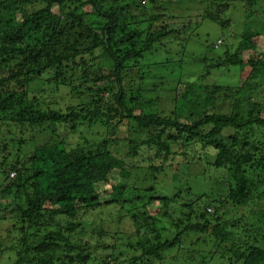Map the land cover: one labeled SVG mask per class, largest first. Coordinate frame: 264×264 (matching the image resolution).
<instances>
[{"label": "trees", "instance_id": "obj_1", "mask_svg": "<svg viewBox=\"0 0 264 264\" xmlns=\"http://www.w3.org/2000/svg\"><path fill=\"white\" fill-rule=\"evenodd\" d=\"M240 1L0 0V176L12 195L4 198L1 187L0 203L16 202L0 206L11 238L0 251L15 255L12 264H169L170 249L206 234L228 244V264H264V0ZM242 7L249 25L236 46L200 36L205 22L227 29L225 16ZM183 9L185 17L163 19V10ZM174 42L180 69L187 47L201 42L203 52L193 53L201 55L200 79L234 69L243 84L184 82L181 72L165 90L167 57L153 64L147 57L158 60ZM54 94H64L65 107ZM162 101L173 104L169 114ZM84 133L91 138L69 144L70 134ZM182 165L186 180L178 181ZM201 165L212 170L207 177ZM197 178L211 191L196 190ZM125 206L142 226L132 257L104 225L91 232L100 237L95 246L86 239L91 216ZM162 218L174 224L169 239L160 234L171 231Z\"/></svg>", "mask_w": 264, "mask_h": 264}, {"label": "rangeland", "instance_id": "obj_2", "mask_svg": "<svg viewBox=\"0 0 264 264\" xmlns=\"http://www.w3.org/2000/svg\"><path fill=\"white\" fill-rule=\"evenodd\" d=\"M159 1L165 2V0H159ZM174 1H177V0H174ZM239 2H241V1L240 0H231V4H233V6L235 4H238ZM146 5L149 6L148 4H146ZM188 6L189 5H184L183 7H188ZM238 7H240V5ZM163 12H164V18L163 19L170 17V15L171 16H177V17H182L184 15H188V12L185 9L180 10V13L183 15H181L180 13H175L173 11H167L166 12L163 10ZM197 12H200V13H197ZM197 12H195L196 15L201 14L203 12V7L201 8L198 5ZM248 13H249V11L244 10L243 7L240 9L232 8L229 11L228 15L225 16L226 20L229 19L231 21V23L228 25L227 29L223 30L220 26H218L216 24H210L208 22H205L203 25L202 31H200V36H202V35L204 37L207 36L208 39L210 38L212 42L215 41V43L219 44L220 46L223 43H225L224 39L231 38L230 39L231 43L236 46L238 43V40L240 39V35L244 32V30L249 25L247 20L245 19V17H247ZM201 21H202L201 18H198V19L194 18L193 23H195V22L198 23ZM179 23L180 22L178 21L177 24H179ZM252 25L254 26V24H252ZM263 27H264V25H263ZM258 29L261 30L260 25L258 26ZM236 37H238V39H235ZM258 42H259L258 51L264 52V35H263V33L261 35V38H259ZM200 43H198V42H195V44L191 43L187 47V51L185 50V52L183 53L184 58H186V60L188 62L187 69H180L181 63L179 62V59L181 56L177 57L176 55H174V53L180 52V51H177L174 49L175 46L178 44L177 42L166 43L163 50L161 51V55L158 58V60L153 55H149L147 57V59L150 60L152 62V64L155 62H158V61H162L164 57H167L169 64H167L162 70H160L161 72H163L164 75L168 74V76H167L168 78L164 80V89L165 90L168 89L167 84L173 85V83L175 82L176 77H177L176 74H178L180 78H183V77H181V72H183L184 77H185V78H183L184 82L190 81L191 83H197V84L202 83L203 85H206V86L208 84H210V85L221 84V85H230V86H232V85L241 86L244 82V78H241L240 72H238L237 70H234V69L231 71H228V72L225 71V69H221L219 71H218V69H216V70H213L208 75L207 78H205V79L203 78V80L200 79L201 75L203 74L202 65L198 64L199 61H195V59H200L201 55L199 57L193 56L194 51L199 50V51L203 52V50L200 49V48H202L201 47L202 45H200ZM203 44H205V42ZM180 49H181V45H180ZM220 49H221V47L218 50H220ZM169 51H172V54H171V52L169 53ZM250 56H252V54H250V53L246 54V58H249ZM173 73H176V74H173ZM183 87H184L183 84L178 85L177 91H179V92L182 91ZM165 94H166V91H165ZM165 94L160 93V95L164 96V97L167 95V94L166 95ZM62 95H64V94H57V95L54 94L53 97L54 98L57 97L59 106L65 107L66 102L62 101V99H61ZM152 96H153V98H155V95H152ZM105 97L108 99L107 95H105ZM163 101L161 102V105H162L163 109L167 108V111L169 114V111L173 110V108H172L173 104H169V106H167L165 104V102H163ZM43 102L45 103L46 101L43 100ZM42 106H44V105H42ZM17 134H18L17 138H19L20 136H23V138L29 140L31 137V133H25L22 135L19 132ZM85 135L87 136V134H85V133L82 135L70 134L68 137L69 141H70L69 144L72 147H75L78 144L84 143L82 136H85ZM87 137L91 138V135L88 134ZM29 146L30 147H28L24 150L26 153L33 150L31 144ZM14 148L16 150L18 149L17 146ZM11 151L14 153L13 147H11ZM19 155H20L21 159L24 158V154H19ZM0 161H1V159H0ZM186 167H187L186 165H182L178 168V171H177L178 172V174H177L178 175V178H177L178 181L186 180V178H184L186 175ZM1 168L2 167L0 165V169ZM201 168H202V170H204L206 172V177L212 172V170H209L207 168V166L201 165ZM2 170H3V168H2ZM195 171H196V169H194V172ZM176 173H174V171H172V173L170 172L169 174H166V176L167 175L175 176ZM174 179H175V177H174ZM168 181L171 182L170 179H168ZM207 181L209 182L208 179H207ZM130 183H136L137 186L145 185V183H142L141 180L137 181V180H135V178L132 179ZM1 185H2V179L0 176V188L2 187V189H1L2 196L4 198H10L12 196L11 193H8L5 190V188ZM194 187L196 188V190L206 191L204 193H208V191H209L208 184L201 178H197V181H196V184ZM160 189H162V186H160ZM210 191H211V189H210ZM1 201L2 202L0 203L1 204L0 206H10V205L16 206L15 205L16 202L13 201V199H8L7 201L1 199ZM207 203H208L207 200H203L202 202L199 203V207L203 208V207H205V205ZM131 209H132V206L131 207L127 206L126 209H124V210L120 209L117 212L116 211H112V212L106 211L105 214L103 215L102 219L99 218V220H95V219L91 218V217H97L96 215L91 216L90 217V219L92 220L91 224L86 225V230H87V232H89V236L86 239L88 241H90L95 246L97 240H99L100 237H96V236L92 237L94 234H92L91 232H92V230H94L96 232L101 227V225H104V227H107V229L114 230V231L118 232L117 237L115 239L117 249L119 251H124L125 253H127L129 255V257H132L134 254L130 250V248H131L132 242H135L136 239H138L140 237L139 230H141L142 226L140 224V226L138 228H136L134 226L133 221L131 219H128V217H126V215L129 214L128 211ZM244 212H245L244 207H242L238 210L236 215L241 216ZM151 213L154 214V212H152V211H151ZM118 218H120L121 220L115 221ZM146 218H147V216L144 219H146ZM162 219L165 220V225L167 227H169L171 231H169V232L164 231V232H161L160 234L163 235L164 239H169L171 237L172 233H174V231H175L174 224L170 219H168V220H166V218H162ZM114 221H115V223H114ZM4 224H7V223L4 222L3 224H0V242H3L4 246H7L6 245L7 241L8 240L10 241L11 238L9 237V232L6 231V226ZM160 228H162V227H160ZM15 233H16L15 234L16 239L20 238L19 232H15ZM146 233L149 237H152V238L156 237V232H154L153 230H147ZM173 236H174V234L172 235V237ZM244 237H246L248 239L247 235ZM196 240H197V237L190 238L189 241H186L183 244L182 247H184V248L181 250L177 249V247L170 249L168 251L169 256L167 258V259L171 260L169 264H202L203 263L202 257H205L204 262H206L203 264H228L229 263V259H228L229 258V251L227 249H225V246H226V248L228 246L227 243L222 244L221 246L218 244V246H217V245H215V242L213 241V237H211V235H209V234L200 236L199 241H197V242H199L198 244H195V243H197ZM191 241H193L195 243L191 244ZM195 249H197L196 252L190 253ZM1 250L2 251H0V264H5V263L6 264H12V263H14L15 255L9 257V253L7 250H3V249H1ZM10 253H11V251H10ZM164 254H166V252ZM175 255L179 256L176 260L171 258V256H175ZM2 260H4L5 263L2 262ZM176 261H178V262H176ZM239 264H241V263H239Z\"/></svg>", "mask_w": 264, "mask_h": 264}]
</instances>
